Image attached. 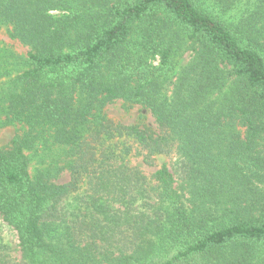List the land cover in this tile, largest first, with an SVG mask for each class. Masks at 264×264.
<instances>
[{"label": "trees", "instance_id": "1", "mask_svg": "<svg viewBox=\"0 0 264 264\" xmlns=\"http://www.w3.org/2000/svg\"><path fill=\"white\" fill-rule=\"evenodd\" d=\"M0 23L28 47L0 69V126H24L0 148L20 250L0 236V264H264V0H0ZM117 99L157 131L103 115ZM127 140L177 157L148 178Z\"/></svg>", "mask_w": 264, "mask_h": 264}, {"label": "rangeland", "instance_id": "2", "mask_svg": "<svg viewBox=\"0 0 264 264\" xmlns=\"http://www.w3.org/2000/svg\"><path fill=\"white\" fill-rule=\"evenodd\" d=\"M10 26L7 24L0 23V54L5 53H13L15 57H20V59L12 60L10 58L8 60L9 63H6L4 66L1 65V68H8L11 70L12 74L17 73V71H21L28 67L27 63L23 62L25 60L26 53L28 51V47L23 45L17 39H13L9 36ZM22 57V60H21ZM191 57V52L186 51L182 53L179 57L178 64L176 66V71L180 66L185 65ZM7 76L1 77L0 81L6 80ZM103 115H105L108 119L116 123H120L123 125L129 126H137L138 128L147 129L150 132L157 131V124L154 120L151 112L139 104H132L125 102L121 99L114 100L108 104H106L102 109ZM24 129L22 123H15L10 125L0 126V148L9 144L11 138L16 134L20 133ZM128 141V140H127ZM131 146L130 153L127 155L128 163L131 166H135L139 168L143 174H145L148 178L151 177V174L158 169L162 164L168 165L170 168L172 167L173 161L176 159L177 154L175 152H171L170 154H158L154 155L149 161L144 160L145 151L142 150L137 143H133L132 141H128ZM41 148V147H39ZM30 161H29V170L31 174H34L38 169L44 166V163L49 161L50 152L46 151L42 155V151L39 150L37 153H33L31 150L27 152ZM69 173L64 170L60 174L57 182L63 183L68 181ZM153 182V181H152ZM0 236L2 243L8 245V253L15 258L19 259L20 250L18 246V239L16 232L9 227L5 222L2 221L0 217Z\"/></svg>", "mask_w": 264, "mask_h": 264}]
</instances>
